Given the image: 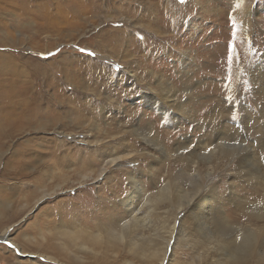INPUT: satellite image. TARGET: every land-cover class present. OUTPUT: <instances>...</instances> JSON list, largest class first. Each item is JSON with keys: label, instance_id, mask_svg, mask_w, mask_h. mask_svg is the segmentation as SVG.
<instances>
[{"label": "rangeland", "instance_id": "obj_1", "mask_svg": "<svg viewBox=\"0 0 264 264\" xmlns=\"http://www.w3.org/2000/svg\"><path fill=\"white\" fill-rule=\"evenodd\" d=\"M68 1L71 0H0V66L4 67L0 79L8 83L10 76L16 74L13 77L18 79L17 85L14 86L16 90L13 89L21 94H13L12 97L15 96L16 101L20 98L27 102L35 100V113L38 112V116L34 118L35 126L30 128L27 125L23 126V131L12 139H7L6 146L0 150V232L5 230L9 232L7 240L0 239V264H7L5 258H8L9 251L16 252L13 259L9 260V264H26L25 260L29 264L30 260L25 255L20 257L17 250L21 248L36 252L42 248L43 243L38 235L42 228L45 229L44 227L50 229V233L45 231L48 241L46 244L55 245L56 229H59L61 224H47L51 217L47 211L55 205L63 202L65 209H70L77 203L82 210L87 209L91 200L99 198L102 192L112 193L111 190L116 189L114 185L118 178L124 179L126 183L125 188L120 191L118 189L120 197L129 194L126 180L128 172L136 174L140 179L144 190L143 196L138 197L140 203L146 201L147 195L159 191L170 178L184 189L202 182L199 170L204 172L205 166L199 162L200 160H196V170L188 168L181 175L178 171L185 168L171 159H165L164 162L156 159L150 161V158L146 157L141 159L145 156V150L140 148V145L134 153L136 157L126 158V164L120 167L111 166L106 170L105 176L96 181L76 184L78 175L75 171L69 172L65 178L62 177L60 172L66 173L68 164L73 166L72 158L81 157L80 151L89 147L79 142V139L83 135L86 139L92 138L86 137L90 134L86 132L90 128L87 130L85 126L80 127L74 120L77 105H81L79 108L81 111L78 112L89 121H92V117H99L100 129L111 128L117 131L123 128L111 139L125 134L124 130L128 128L129 121L136 123V119L143 112L144 119L148 118L147 120L154 124V130L160 131L158 134L161 139L158 135L157 138L173 148L180 141L187 139L192 140L193 145L200 143L198 139L201 143L208 144V137L211 138L212 135L209 134V126L205 121L210 118L211 124L214 125L217 120L221 124L224 123L223 128L232 127L231 131L241 129L246 133L243 140H247L246 142L255 148L259 162L264 166V96L258 91L251 75V68L264 56V0H183V3L181 0H100L102 2L100 6L95 7L93 4L94 8L89 12H85V6L79 9V12H74L72 7L68 9ZM89 1L91 0H85V3L89 4ZM97 3L99 4V0ZM249 8L253 10L251 14L247 11ZM108 37H111L112 42L107 40ZM118 37L120 44H123L119 49L124 48L134 56L139 55L141 62L135 60L136 58L131 62L132 57L125 55V58L122 52L116 55L114 52H117L118 48L111 45L110 50L107 48L109 51L103 50L105 44H112ZM134 41L138 45L148 47L149 55L146 51V55H143L144 51L141 50L136 52ZM237 47L245 51L244 60L237 59L235 63L240 70L239 76L235 74L231 76L227 67L231 65L229 58ZM180 52L189 53L190 60L185 61L189 65H186L185 69L189 68L193 72V83L189 84L195 88V93L200 91V94L196 93L197 100L195 98L185 100L187 95L183 92L185 86L182 80L189 72L184 73L185 69L182 67L184 65L181 64L184 58ZM63 56L67 57V60H63ZM209 56L213 58L208 60ZM6 57L14 61L13 66H9L11 60ZM70 58L79 61L72 63ZM4 60L10 62L4 64ZM102 61L108 65L107 71L100 68ZM6 68L13 70L7 73ZM150 71L163 74L169 79L167 80L169 83H173V87L179 89L178 93L181 100L185 101V106L189 107L191 117L179 115L176 124H171L169 116L174 111L168 108L165 112L158 111L144 101L141 94L147 92L146 87L156 85ZM133 73L137 79L132 78ZM7 87L4 86V89ZM107 96L115 101L112 100L113 104L108 107L109 110L107 108L105 112L101 110L97 112L99 99L104 103ZM18 105L20 106L15 111L24 112V105ZM5 111L0 114L3 118L16 117L15 113L7 114ZM165 113L169 116H165ZM50 114L52 117H58L59 121L52 126L38 127V123L51 120ZM192 118L197 121L191 120ZM142 122L145 123L144 120ZM99 133L96 132L97 135ZM19 142L25 144L22 149L35 153L38 151L40 159L35 158L32 164L33 158L26 160L27 158L21 157L20 149H15ZM204 150L208 154V149H199L201 153ZM57 155H67V162L46 171L50 169L48 166L53 164ZM157 155L163 157L162 154ZM13 157L22 158L25 164H31L25 168L23 176L12 175L17 170L15 163L11 162L14 161ZM7 161H10V165L6 163ZM5 167L10 174L4 173ZM74 167L75 170L79 168L78 165ZM226 171L232 173L230 168L222 167L221 171H216L213 175L218 179L219 197L223 196L224 209L230 223L237 226L263 224L264 221L255 222V219L244 216L233 207L228 197L225 198L228 194V182L233 175ZM204 180L207 183L208 180ZM58 183H62L63 187L58 193L44 196L38 201L44 189L51 190ZM210 183L213 184L212 181ZM233 186L236 192L248 199L247 201L261 197V195L256 197L250 185L235 181ZM117 196V192L109 195L113 201ZM160 205L159 211H167L166 202ZM72 214L66 213L62 218L72 220ZM154 216L156 218L158 215ZM154 216L151 219L155 220ZM104 221L106 222L101 221L99 230L106 235L105 229L113 228L116 220ZM189 222V219L184 222L181 226L183 230L179 234L174 231L170 240L169 229L174 225L170 216L164 229L148 231L147 228L138 227L136 232L141 240L137 243L143 241V248L138 244H129L131 239L127 238L128 243L118 248L117 256L111 254V249L110 252L100 251L96 256L97 263L89 250L78 249L76 244L71 245L68 238L65 242L71 250L69 254L72 252L81 254L83 259H76V264H158L157 261L153 259L150 261L143 254H135L132 251L144 249L143 252H146L147 256L148 252H151L148 248L155 245L166 248L164 264H217L214 256L210 258L203 255L202 248L193 243L195 233L189 228L191 225ZM73 223L77 221L73 219ZM87 225L96 229L91 224ZM18 244H21V247ZM57 256L64 263L70 260L64 257V253ZM168 257L172 259L167 263ZM17 259L20 260L19 263ZM35 264L58 263L47 262L38 256L35 257Z\"/></svg>", "mask_w": 264, "mask_h": 264}, {"label": "bare ground", "instance_id": "obj_2", "mask_svg": "<svg viewBox=\"0 0 264 264\" xmlns=\"http://www.w3.org/2000/svg\"><path fill=\"white\" fill-rule=\"evenodd\" d=\"M72 1L74 2L72 3ZM97 1L98 0H93V1L91 0L89 1V4L88 3L86 4L85 0H71L67 2L68 5L67 8L70 9L72 7L74 12L76 11L79 12V9L85 6V12H89L94 8L93 4L95 5V7H99L100 3H102L99 0V4H98ZM247 11L249 14H251L253 10L249 8ZM119 38L120 37H118V39H116L115 42L113 41L112 44L110 43L105 44V48L103 50L109 51L110 50L109 46L111 45L115 48L116 47L118 48L117 52H114L116 55L119 54V52H122V55L125 58H126L125 55L127 56L129 55L130 58L132 57L130 59L131 62L133 61L134 58H136L135 60H138V62H141L140 60L141 57H139V55L134 56L133 54H131L132 52L129 53L127 49L125 50L124 48L122 50L119 49V47L123 45L120 44ZM107 40L112 42L111 37H108ZM135 44H136L135 45L136 50L135 49L134 50L136 52H138L139 50L144 51L143 55H146V53L148 54V52H150L148 47L145 48L143 45H138V43L136 42ZM180 53L183 55L182 58H184V60L181 61L182 62L181 64L184 65L182 67L185 69V66L187 65L186 62L190 60V56L188 52H180ZM244 55H245V51L237 47V50L230 56L231 59L229 61L231 65L229 63L230 66L228 65L229 67H227L228 69L227 71L229 75L232 76V74L235 75L239 74L240 71L238 70L239 67L237 68L236 67L237 65L235 63L238 61L237 59L242 60ZM6 58L10 59L9 57ZM212 58L213 56L212 57L209 56L207 59L211 60ZM70 59L71 62L79 61L76 58L75 59L70 58ZM63 60H67V57H64ZM104 60L105 59H103V61ZM7 62L10 61L9 60L3 61L4 64H6ZM88 62H90V60ZM13 63L14 61L11 60L9 66H13ZM100 68L104 71H107L109 69L108 65H106L104 62L102 63ZM249 68H251V66ZM3 70L4 67L1 65L0 73H4ZM6 70L7 73H10L11 70H13V68L12 69L6 68ZM43 72L46 73L45 69H43ZM185 72H189L186 75V78L182 80L183 85L185 86V88H183L184 89L183 92L187 95L185 100L186 99L191 100L193 98L197 100L198 98L197 94H200V91H197L196 94L195 88L193 89L192 84H189V83H193L192 81L193 72L189 70V68L185 69L184 73ZM150 73L153 74V77L156 81V85L155 87L153 86L146 87L147 85H145L147 92H143L141 94L144 101L148 103L150 106L155 107L158 111L165 112L167 110L166 108L174 111L172 112L171 116H169L168 113H165V116H169L171 118L170 120L172 122L171 124L173 123L176 124L177 117H180L179 115H182L184 117H191L189 107L185 106L186 104L184 103L185 101L184 102L182 101L183 99L181 100V96L178 93L179 89L175 88L176 86L173 87V83H169L167 81L169 79L163 76V74L161 75L160 73L158 72L156 73L153 71H150ZM189 74H191V76ZM251 75L254 78V82L258 91H260L264 96V56L251 68ZM15 76L16 74L15 75L12 74V76H10L11 80L9 79L8 83L7 81L5 80L2 81L0 79V114L2 111L6 110L5 112L7 114L15 113L16 116L15 118L14 117L3 118V116L0 115V150H2L3 147L6 146L7 139L10 140L16 134L23 131L24 129L23 126L27 125L29 128L32 127L36 122L34 118L36 119V117L38 116V112H36L37 114L35 113V100L33 102L30 101L27 102L24 101L23 98L22 99L20 98L19 100L16 101L14 100L15 96L12 97L13 94H18V95L21 94L18 93L19 92L18 90L17 92L15 91L16 89L14 88V86L17 85L16 83L18 80L16 78H13ZM131 76L132 78L137 79L136 74L133 73ZM18 77L19 76H17V78ZM4 86H8L7 89H4ZM112 100L114 99H110L107 96L104 99V103H102L103 101L99 99V104L98 106L96 105L97 106L96 109H99L97 112H99L100 110L101 112H105V109L111 107V105L113 104ZM101 103L102 106L100 107ZM18 104L24 105L25 108L24 112L15 111V109L19 108L20 106ZM71 108L73 109V107ZM79 108H81V105L80 106L77 105V111H76L77 114L74 115V111H73L72 116L74 115L73 116L75 118L74 120L77 121L80 127L85 126L87 130L88 128H90L88 131H86L87 133L90 132V134H87L86 137L90 136L92 138L86 139L83 135V137L79 139V142H83L84 145L87 144V146H89L87 148L89 150L87 149L81 150L80 151L82 155L81 157H73L72 158L73 166L68 164L67 166L68 171L66 173L60 172L62 173V177L65 178L67 177L69 172L75 171L76 172L75 174L78 175V178L76 179L77 181L75 180L76 184H83L84 182L87 181H96L100 177L105 176L106 170H108L111 166L120 167L123 164H126L125 163L126 158L136 157L134 156V153H136L138 149L137 147L140 145L141 146L140 148H143L145 150V156H143L141 159L146 157V158H150V161H155L156 159L159 160V162L160 161L164 162L163 160L165 159L167 160L171 159L174 162H178L182 164L183 168H185V169H181V171H178L179 172L178 174L185 172L188 168H191L190 170H196L197 161L200 160L199 162L205 166L204 172L202 170H199L202 174V182L194 184L192 188L190 187L189 189H184L178 183H175V181H173L170 178V181L167 180L162 185L159 191L153 194L150 193L152 195L150 196L147 195L145 199L146 201L140 203L141 200L138 201V197L143 196L144 194V190L142 188L140 179L136 174H130L128 172V175L126 176V180L129 186L128 190L130 193L127 194L126 196L120 197L121 195L119 194L121 193H118L120 190L125 188V184H126L124 179L121 180L120 178H118L117 180H115V185H114L116 189H112L111 190L112 193H110V194H116L117 192L118 196L116 197L115 201H113V199L109 197L110 194L107 193L104 194L102 192V195H99L100 196L99 198L91 200L90 206L84 210H82L80 204L77 205V203L73 204V207H71L70 209L69 208L65 209L64 206L65 203L63 202L55 205L52 209H48L47 212L51 217L48 220L46 219L47 224L49 223H52V225H54L55 223L61 224V226H59L60 228L56 229V237L54 238L55 245L46 244V242L48 241L46 238L45 231L50 233V229L48 227H44L45 229L40 228L41 230L38 237H40L41 243H43V247L36 252L35 250L33 251L29 249L25 250V249L17 248L18 249L17 252H19L20 257L25 255L26 258H28L32 262L31 263L30 261H28L29 264H35V257L38 256L43 257L47 262L55 261L58 264H76L75 260L78 258H82V256L81 254L75 252L69 254L71 253L70 252L71 250L67 242H65L66 238H68L71 245L73 243L76 244L77 248L80 250H86V249L89 250L91 256L93 257V259H95L94 260L95 263H97L98 261L96 260L98 259H96V256H98L100 251L110 252L109 249H111V254L113 256H117L118 248L128 243L127 238L131 239L130 240L131 242L129 244L132 245L138 244L140 245L139 246L140 248H143L144 247L143 241L137 243V241L141 240L140 239L141 237L138 235V232H136L137 231L136 228L138 227L140 229L147 228L148 231L161 229L167 225V221L169 220V216H170L173 219L174 222L173 224L175 225V229H174V225L172 226V228L169 229V234H168L169 240L173 236L172 234L174 231L177 234H179V232L183 230V229L181 230V226L184 224V222H187L189 219L190 221L189 223H191L189 228L195 233V235L193 234V238H195V242L193 243H195L197 247L202 248L203 255H207L210 258L214 256L217 264H264V223L261 225L257 223L258 225H254V226L253 223L247 226L245 225L237 226L235 224H231L228 215L224 209L225 206L223 205L224 203L223 196L221 197L222 199L219 197V189H218L219 186L217 183L218 179L213 175L216 171H221L222 167H225L226 169L230 168L232 173H230L229 171L226 172L228 174H233L231 176L233 180L230 179V181L228 182V194L225 195V198L228 197L230 201L233 203V207H235L236 210L243 213L244 216H247V218L251 217L255 219V222H257L258 220L264 221V171H263L264 166L260 164L259 159L254 150L255 148L252 145H250L248 142H246L247 140L246 141L243 140V136L245 137L246 133H244L241 129L240 130L237 129L238 131L237 130L231 131L230 128L232 129V127L223 128L224 123L221 124L217 120L215 124L212 125L211 124L212 119L209 118L205 121L206 124L209 126V127L207 126L208 129L210 130L209 134L212 135L211 138L208 137L209 138L208 144L204 143L206 144L204 145L203 142L201 143V141L198 139V142H200L201 144L196 143L195 145H193L192 140L187 139L184 140L183 142L180 141V143H177V145L173 148L167 145L166 142L164 141L161 142L157 138L158 135L159 138L161 139V136L158 134V132L160 131L154 130V124L150 120H147L148 118L144 119V114L142 112L139 118L136 119L137 120L136 123L129 121L128 128L124 130L126 131L125 134H123L120 137L111 139V137H114L115 135L119 134L120 131L123 130V128L117 131L111 128L100 129L98 125L99 117L98 116H96L95 118L92 117L91 118L92 121H89L88 118L84 117L82 114H80V112H78L81 111ZM67 110H69V108ZM46 112L48 113V111ZM97 112L96 114H98ZM50 116L52 117L51 114ZM130 119L132 120V118ZM142 120H144L145 123H143ZM191 120H194L195 122L197 121L195 118H192ZM58 121L59 118L53 116L51 120L47 119V121L44 123H38L39 124L38 127L41 126L45 127L47 125L52 126V124H56V122ZM71 121L74 122L73 119H71ZM90 130L95 132H91ZM96 132H100V133L97 135ZM56 145H58V142H56ZM22 147H25L24 142L17 143L15 148V149H20L19 155L21 157L27 158L26 160H31V158H33L31 160L32 164L35 161V158L36 160L40 159V154L38 151L36 153L35 151L29 152L25 148L22 149ZM200 148L208 149L207 150L208 154L206 153V150H204L203 153H201L202 150L199 151ZM157 153L162 154L163 157L160 158V155L158 156ZM18 159H19L18 157L16 158L13 157L12 160L14 161H11L15 163V168L17 169L16 171L13 172V174L11 173L12 175H15V177L23 176L25 174L24 173L25 168L31 165V164H25V161L22 158H20L19 160ZM9 162L10 161H7L6 163L10 165ZM66 162H67V155H62V156L57 155L56 158L54 157L53 164H51L50 167L48 166V168L50 169H46V171L52 170V168H57L58 165L59 166L61 164L64 165V163ZM74 165L79 166L78 170H75ZM7 167H5L4 173L10 174L6 169ZM123 170H125V168ZM204 179L208 180L207 183L206 180ZM211 181L213 182L212 185H210ZM235 181H238L239 184L241 183L246 186L250 185L256 197L260 195L261 197L256 198V200L253 201H247L248 200L247 198H243L238 192L235 191L233 186ZM62 188H63L62 183H58L51 190L44 189L41 196L38 198V201L44 196H51L52 194L58 193V191L61 190ZM225 190H226V186H225ZM164 202H166L167 211L161 212L162 210L159 211L160 210L159 208H161L160 204ZM66 213L68 214L73 213L72 218L75 221H77V223L74 224L73 219L68 220L62 218ZM154 215H158V216H156L155 218ZM55 216H57L58 218H56ZM152 216H154L155 220L151 219ZM110 219L116 220L115 221L116 225L113 228L111 227L110 229L106 228L105 229L106 235H105L101 232V230H99V226L101 221L106 222L104 220H110ZM87 224H91L92 226H95L96 229L90 228L91 226L87 227L88 226ZM0 233H1L0 239L7 240L9 236V232L5 230ZM147 241H149L148 243H150L149 239H147ZM18 245L20 246L21 244ZM148 249L149 251L151 250V252L147 251L148 252L147 256L145 255L147 253L143 252L144 249L143 250L141 249V251L139 249H138L139 251L134 249L132 251L135 254H141V255L143 254L145 257H147L148 260L151 261V259H153L157 261L158 264L165 263V257L167 255L165 247L162 248L159 245H155L153 248H148ZM15 253L9 251L7 255L8 258H5L7 264H9L8 262L10 259H13V255L15 256ZM61 253H64V257H67L66 259L67 260L70 259V260L66 261L65 263L62 262L61 259L58 258L57 256L58 254ZM19 256L18 258L20 259ZM19 259H17L18 263L20 262ZM171 259L168 257L167 263ZM23 262L24 261H22V263ZM25 263L27 264L26 260Z\"/></svg>", "mask_w": 264, "mask_h": 264}, {"label": "snow or ice", "instance_id": "obj_3", "mask_svg": "<svg viewBox=\"0 0 264 264\" xmlns=\"http://www.w3.org/2000/svg\"><path fill=\"white\" fill-rule=\"evenodd\" d=\"M181 2L183 3V0H181ZM237 6H239V5H237ZM82 51H83V49H82ZM94 54V53H93ZM51 55V54H50ZM229 59H231V57L229 58Z\"/></svg>", "mask_w": 264, "mask_h": 264}]
</instances>
